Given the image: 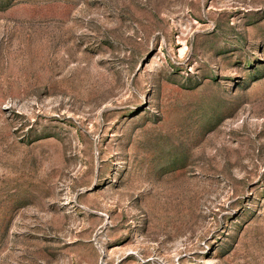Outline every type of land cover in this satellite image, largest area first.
<instances>
[{"label": "rangeland", "instance_id": "obj_1", "mask_svg": "<svg viewBox=\"0 0 264 264\" xmlns=\"http://www.w3.org/2000/svg\"><path fill=\"white\" fill-rule=\"evenodd\" d=\"M0 264H264V0H0Z\"/></svg>", "mask_w": 264, "mask_h": 264}]
</instances>
